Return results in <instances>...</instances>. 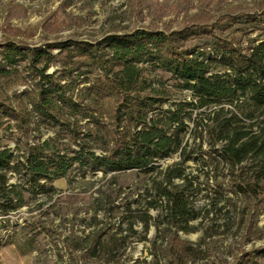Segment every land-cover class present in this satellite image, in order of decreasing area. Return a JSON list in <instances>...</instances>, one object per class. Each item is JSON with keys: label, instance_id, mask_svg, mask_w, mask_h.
Instances as JSON below:
<instances>
[{"label": "trees", "instance_id": "16d2710c", "mask_svg": "<svg viewBox=\"0 0 264 264\" xmlns=\"http://www.w3.org/2000/svg\"><path fill=\"white\" fill-rule=\"evenodd\" d=\"M10 80L26 87L9 93ZM174 90L189 96L174 99ZM174 155L179 160L161 166ZM72 171L151 176L134 202L144 232L153 224L166 244L151 241V264L192 260L198 249L178 232L190 230L202 189L245 200L264 191V9L94 40L0 41V215L50 198L53 183ZM152 208H160L156 217ZM127 230L104 223L73 264H128L115 254L130 243L131 222ZM262 255L254 251L251 264Z\"/></svg>", "mask_w": 264, "mask_h": 264}, {"label": "rangeland", "instance_id": "374dc122", "mask_svg": "<svg viewBox=\"0 0 264 264\" xmlns=\"http://www.w3.org/2000/svg\"><path fill=\"white\" fill-rule=\"evenodd\" d=\"M261 9L264 0H0V41L14 39L33 46L67 39L94 40L140 27L175 29L194 16L203 19L227 11ZM3 86L9 93L26 87L18 80ZM188 96L186 91L173 92L174 99ZM177 160L174 155L161 166ZM195 165L193 160L184 164L192 173ZM151 182V176L133 172L80 177L72 171L53 183L55 192L50 198L40 195L30 206L0 215V264H73L72 258L88 248V236L104 223L118 222L122 234L128 232L130 222L135 233L128 246L115 254H121L128 264L135 260L151 264V241L157 238L156 245L166 244L156 237L153 224L144 232L134 211V202L144 199ZM193 206L197 216L190 221V230L178 232L198 249L186 264H251L250 255L264 249V191L245 200L226 188L209 187L196 195ZM159 209L152 208L149 214L156 217ZM76 243L84 249H75ZM256 260L264 264L263 255Z\"/></svg>", "mask_w": 264, "mask_h": 264}]
</instances>
